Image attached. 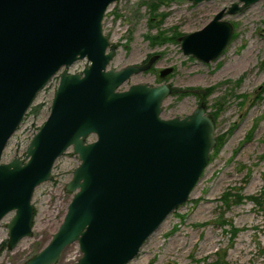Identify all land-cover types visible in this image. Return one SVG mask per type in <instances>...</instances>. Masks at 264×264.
<instances>
[{
    "label": "water",
    "instance_id": "obj_1",
    "mask_svg": "<svg viewBox=\"0 0 264 264\" xmlns=\"http://www.w3.org/2000/svg\"><path fill=\"white\" fill-rule=\"evenodd\" d=\"M119 0H0V221L8 247L33 236L36 188L52 179L70 147L80 159L72 194L49 243L25 264H57L77 243L75 264H128L166 218L187 202L216 146L215 120L202 103L184 117L163 118L169 84L120 87L158 60L109 69L116 46L103 21ZM196 4L210 0H191ZM202 29L179 38L185 55L218 58L234 27L223 18L261 0H238ZM90 64L70 73L77 61ZM62 69L51 111L24 158L1 163L39 92ZM173 67L159 71L167 78ZM93 140H89L90 137Z\"/></svg>",
    "mask_w": 264,
    "mask_h": 264
},
{
    "label": "rangeland",
    "instance_id": "obj_2",
    "mask_svg": "<svg viewBox=\"0 0 264 264\" xmlns=\"http://www.w3.org/2000/svg\"><path fill=\"white\" fill-rule=\"evenodd\" d=\"M234 2L239 1L119 0L106 12L104 33L116 46L109 69L142 65L158 55L153 67L134 74L120 90L132 84H169L173 92L163 103V118L184 117L204 103L216 127L210 162L189 199L128 264H264V0L223 18L233 25V35L210 62L185 55L179 42ZM89 64L79 60L69 72H82ZM169 67L173 73L161 79L159 71ZM61 72L37 95L9 140L2 164L24 158L50 114ZM79 164L72 147L58 158L52 179L34 192L33 236L13 250L7 244V224L14 213L0 221V264H25L49 243L72 199L66 185ZM80 257L74 243L57 264H75Z\"/></svg>",
    "mask_w": 264,
    "mask_h": 264
},
{
    "label": "trees",
    "instance_id": "obj_3",
    "mask_svg": "<svg viewBox=\"0 0 264 264\" xmlns=\"http://www.w3.org/2000/svg\"><path fill=\"white\" fill-rule=\"evenodd\" d=\"M40 107H41V105L36 106V107L33 108V110L38 111V109H39ZM251 198H253V196H251Z\"/></svg>",
    "mask_w": 264,
    "mask_h": 264
}]
</instances>
